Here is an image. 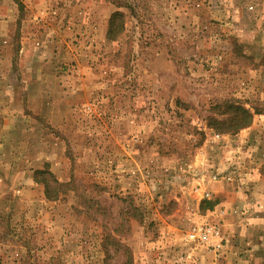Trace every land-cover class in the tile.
<instances>
[{
	"label": "rangeland",
	"instance_id": "obj_1",
	"mask_svg": "<svg viewBox=\"0 0 264 264\" xmlns=\"http://www.w3.org/2000/svg\"><path fill=\"white\" fill-rule=\"evenodd\" d=\"M255 141L264 0H0V264H264Z\"/></svg>",
	"mask_w": 264,
	"mask_h": 264
},
{
	"label": "trees",
	"instance_id": "obj_2",
	"mask_svg": "<svg viewBox=\"0 0 264 264\" xmlns=\"http://www.w3.org/2000/svg\"><path fill=\"white\" fill-rule=\"evenodd\" d=\"M122 20V15L120 13H114L111 15L109 22H108V28H107V32H106V39L108 41H113L114 38L116 36H118L122 30H123V24L121 22ZM229 108H233L232 105H229ZM234 113V114H232ZM232 113H231V119H228L224 122L222 121H215V130L217 131L218 128L216 126H225L226 124H232L235 123L236 125L238 124L239 128L238 129H242L245 128L249 122L251 121V116L248 114V112L244 109H240V108H233L232 109ZM239 121V122H238ZM222 122V123H221ZM238 122V123H236ZM241 122H243V124H241ZM36 175H42V172L40 171H35L34 172V181L35 182H40L39 180H37V176ZM43 186H44V193H45V197L48 201H56L57 197L56 195H53L51 192H49V186L47 184L46 181L43 182ZM53 184L55 186L59 188H61L62 185L58 184L57 181H53ZM62 193V192H61ZM132 218H135V215L132 216ZM115 241V239L113 237H110V235H105V240H104V251L105 254L107 256H109L108 254L112 255V257H114L116 254H118L119 252H122V257L125 258V261L121 264H132V260H131V256L129 253V250L127 247H122L119 243L115 242V249H112V252L110 251V249L107 247V241ZM108 249V250H107Z\"/></svg>",
	"mask_w": 264,
	"mask_h": 264
},
{
	"label": "crops",
	"instance_id": "obj_3",
	"mask_svg": "<svg viewBox=\"0 0 264 264\" xmlns=\"http://www.w3.org/2000/svg\"><path fill=\"white\" fill-rule=\"evenodd\" d=\"M252 146H254V148H256V149H254V151H256L255 153L256 154H258L260 151H264V141H259V142H257V141H255V144L254 145H252ZM259 149H261V150H259ZM259 150V151H258ZM248 160H249V162L251 163H254V162H259V163H262L263 165H264V158L262 159L260 156H256V155H254V154H252L249 158H248ZM257 168V167H256ZM251 173H252V176H250V178H253V179H257V173L253 170V171H251ZM249 176V175H248ZM262 185H263V187H262V193L260 194V196H262V199L261 200H259V203H263L264 204V175L262 176ZM251 203H252V201H251ZM253 204H255L254 202H253ZM249 205H251V204H249ZM255 210H263L264 209V207L262 206V207H260V208H257V207H253ZM263 208V209H262ZM264 211V210H263Z\"/></svg>",
	"mask_w": 264,
	"mask_h": 264
}]
</instances>
